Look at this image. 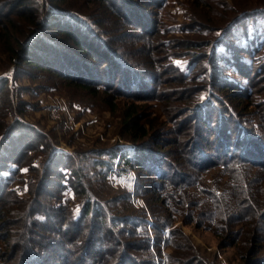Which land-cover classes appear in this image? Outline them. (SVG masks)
I'll return each mask as SVG.
<instances>
[{
  "label": "trees",
  "instance_id": "obj_1",
  "mask_svg": "<svg viewBox=\"0 0 264 264\" xmlns=\"http://www.w3.org/2000/svg\"><path fill=\"white\" fill-rule=\"evenodd\" d=\"M2 1L18 3L19 8L21 5H25V8H18L3 15L6 23L11 24V26L15 22L10 20L12 15L20 18L25 23L23 29L14 30L16 34L9 35L7 32H1L0 34L5 45L4 53L11 64L25 65L26 67H32L37 72L50 73L57 79H65L70 84L92 94L96 91V87H104L101 83L96 86L92 85L94 83H91V80H93L92 74L94 71L97 72L109 67L106 62L110 65V69L115 68L114 71L117 72L124 71L121 76V83H124V86L129 85L130 82L136 84L137 80L140 83L149 80L141 76L140 72L133 70L137 65L136 62L131 63L128 59L122 60L119 51L110 48L107 44L109 41L103 39L101 34L92 27V24H95V27H100L102 24V21H100L101 14L87 15L73 11L69 6L67 8V5H64L66 0H45L44 4L33 0ZM167 1L90 0L93 3L97 2L96 7L98 8H108V15L112 16L113 23L118 25L119 29H122V25L127 26L129 30L136 28L141 31L138 32V34L140 33L139 36L149 37L150 34H154V37H157L156 39H159V36L166 38L170 33L168 27H165L164 24L160 25V22L152 16L155 15L153 11L164 7ZM149 7L154 9L152 14L145 12L146 8ZM44 14L48 15L45 19H43ZM258 15L264 18V0L241 7L228 25L223 30L220 29L221 31L217 32L214 39L209 42H206L208 40H198L199 42L194 41L189 46L187 43L175 44L179 46L178 48H187V46L196 49L207 47L206 52L203 50L191 54L190 56L194 57L195 55L197 59L193 60L191 58L184 68L176 64L173 65L172 62H169L168 66H164L162 63L171 55L164 56L162 54V58L156 56L147 60L146 68L149 70L148 74L151 76L149 78L152 84L176 85L177 83L178 86L184 87L183 90H178L181 95L175 96L173 99H164V107L169 105L167 100H172L169 103H174L176 99H179L178 103L182 106H177V110L182 108L185 113L187 111L193 113L187 114V112L184 114L186 121L188 122L190 119L198 120L197 124L190 126V128L188 123L184 124L179 133L181 135L179 136L180 140L176 142L178 151L174 155L176 158L175 164L173 162L169 164L165 156L160 153L156 154L149 151L150 157H147L148 153L146 154L145 149L148 148L140 144L142 143L141 140L151 134V131H160L163 125L157 122L140 124L136 121L133 111L125 114L126 123L123 128L131 137L134 145L131 153L120 152L121 146L117 144L111 148L81 151L77 160L72 155L49 152L48 149L51 147L40 143V140L45 139V135L36 132L35 129L26 126L22 122L16 121V128L7 129L0 139V159L3 157L1 153L10 150L9 153H6L7 158L3 159L5 163L12 161L15 167H18L20 157L27 158V153L32 150L46 154L42 163L44 170H42L41 177L37 180L32 199L18 202L21 205H18L19 210H17L16 216L23 219H20L22 223L14 236L15 244L11 247L0 239V253L3 252L5 258L10 255L7 263L41 264L43 257L58 250L59 252L55 253L60 257L62 264H77L78 262H80L78 264H81V262L82 264H194L193 261L196 262L195 264H201L196 259L191 262H182V260L178 261L169 254L162 257L160 253H155L153 250L154 241H151L149 234L142 228L141 224L139 226L138 223L133 222L135 220L133 216H112V213L105 206L106 203L91 193L87 187L88 181L92 177L107 181L108 171L115 157L118 158L120 169L124 171L136 167L139 171L155 172V174L154 172L150 174L156 176V184H154L156 188L152 187L151 194L161 195L164 204L168 208L166 218L169 221L163 225L159 223L162 216L158 214L154 218L152 217V230L156 233H163L164 230H167L164 234L165 240H163L165 245L182 247L181 244L174 242L175 233L168 229L174 221V215L181 214L183 218L190 222L196 216L197 222L207 223L206 228H214V231L218 234L233 240L242 233L239 226L241 222L261 220L264 223V197L260 198L262 195L260 187L257 185L254 187L249 186V182L252 183L262 179L260 176L257 179L251 176L254 168L264 170V142L261 139L263 136H258L247 130L239 118L240 114H238V117L237 114L231 112L227 102H224L222 106L220 105L221 98L224 101L226 99L220 92L224 88L238 85V82L232 77H227L229 81L227 82L225 75L217 71L220 63L227 64L237 54L234 62L236 65L234 75L247 80L254 71L255 75L261 74V76H257L256 82H252L251 78L249 85L254 86L259 81L264 83V76H262L264 74V64H258L256 70H253L255 66L245 64L247 60H244L242 55L249 56L258 46L264 44V31H259L260 27H264V21L245 32L246 39H242L240 34L237 39L240 42L236 44V48L226 44L229 39L227 37L235 35L233 29H246V20L244 19H247L250 23H255L258 20ZM192 25H190L191 27L180 28V31L184 29L187 33H196V31L205 33L209 30L205 28L201 30V27H198L196 23ZM77 29L81 32L77 33ZM37 31L39 32L36 33ZM85 34L88 39H85ZM131 34L134 33L131 32ZM166 40L161 39L158 41L159 49L157 44L153 45L154 49H157V55H160V49ZM216 40L217 43L214 42ZM147 41L149 40L147 39ZM171 48L172 46L163 47L164 50H170ZM80 57H86L89 62L83 61L87 59ZM108 59H112L114 63L108 61ZM117 66H121V71L117 70ZM161 68H163L162 71H160ZM169 70L176 76H169L165 79L159 78L160 74L165 76V73ZM20 73L26 78L33 79L28 74L24 75L23 72L16 70L13 73V81L18 78ZM115 78L118 79L117 76ZM192 83H195V86L192 87ZM7 85V78H0V97L2 98L5 97L3 91L8 89ZM145 85L147 90L149 89L148 96L151 95V98L159 99V94L155 93L156 90L148 88L150 87L148 83ZM120 86L122 85L120 84ZM259 90L264 92V85H261ZM250 94L247 91L245 96ZM215 101L217 105H213ZM211 106H215V110H211ZM203 110L209 111L204 112V115L208 116L207 121L201 115ZM217 111H219L218 115L215 116ZM162 115L166 120L170 116L167 112H162ZM254 115L260 121L264 119V113L262 112V116L259 112ZM218 124L221 125V128H216ZM263 124L264 122L261 123V125ZM231 125H234L233 128ZM206 126L212 128L209 130L210 135H208L212 137V142L204 135L205 133L207 135V132L203 131ZM240 129L246 133L243 134ZM24 132L34 135V144L31 143L30 145L29 143L25 146L22 143L21 153L17 156L11 154L14 153L12 151L13 146L20 142L15 139H21L18 136ZM200 132H202V137H200ZM193 149L201 151L199 156L196 157V161L191 160L195 156L192 152ZM143 153L145 155L141 156ZM154 153L156 158H153ZM104 156L106 158H103ZM87 158L90 159L92 171L86 170L88 168H86L85 163L83 164V161L85 162ZM147 160L151 162L152 167L144 166ZM5 163L2 162V165H5ZM167 163L170 170L166 173L163 168ZM186 168L196 174L187 173L188 169ZM217 169L219 175L214 176L213 183H206L207 177H212L214 174L212 172L217 171ZM226 185L230 187L225 192L223 188ZM2 186L6 187V184ZM50 187L57 188L55 194L48 192L53 191L49 190ZM142 187L145 189L144 194L150 199V196H148L150 192L146 189L148 183L145 184V187ZM4 189L3 192L6 198L8 196V199L14 197L15 202L18 201L12 191ZM4 189L2 188V190ZM68 191L72 192L78 198V201L80 200L77 210L74 212L69 207L70 200L60 195L62 193L67 194ZM196 193H199L197 197H195ZM121 197L126 201H130L127 194ZM150 202L153 204V201ZM22 203H24V206ZM11 204L14 203L11 202ZM184 209L186 212L183 211ZM256 229L245 232L244 238L248 241H250V238L254 239L257 243L258 240L256 239H259L257 235L259 231ZM127 238H132L133 241L126 242ZM2 244L9 249V252L2 250ZM98 245H100V248H97ZM248 253L250 254V251ZM250 255L251 257L255 255L253 250ZM86 257L90 258L88 263L84 262ZM249 260H247L248 264H258L255 256Z\"/></svg>",
  "mask_w": 264,
  "mask_h": 264
},
{
  "label": "rangeland",
  "instance_id": "obj_2",
  "mask_svg": "<svg viewBox=\"0 0 264 264\" xmlns=\"http://www.w3.org/2000/svg\"><path fill=\"white\" fill-rule=\"evenodd\" d=\"M33 1L39 2L40 4H44L45 2V0ZM260 1L262 2V0H168L164 7L157 8L155 11H153L154 9L152 7L146 8L145 12L151 14L152 11L155 12V15L152 16L160 22V25L164 24L165 27L170 29V33H168L166 38H161V36H159V39H156L157 37L155 38L154 34H150L149 37L145 35L139 36L140 33L138 34V32L141 31L136 28H134V30H129L127 26L125 27L122 25V29H119L118 25L113 23L112 16L108 15V8L104 7L103 9L96 7L98 4L97 2L93 3L90 2V0H66L64 5H67V8L69 6L73 11H78L87 15L101 14L100 21H102V24L100 27H95V24H92V27L101 34L103 39L109 41L107 44L110 48H115V50L119 51V56L122 60L128 59L131 63L136 62L137 65L133 70L138 73L140 72L141 76L149 80H140L141 83L137 80L136 84L130 82V84L128 83L129 85L124 86V83H121V76L124 72L121 71V66H117V70L121 71L117 72L114 71L115 68L110 69V65L106 62V65L109 66L108 68H103L97 72L92 70L94 72L92 74L93 80H91V83H94L92 85L96 86L101 83L104 87L98 86L99 88L96 87V91H94L93 94L88 93L70 84V82L65 79H57L50 73L37 72L32 69V67H26L25 65H18L16 63L11 64L7 55L4 53L5 45L2 41L3 39L0 37V78L4 77L8 80V89L3 91L5 97H0V139L2 135L6 133L7 129L9 130L12 127L16 128L15 122L19 121L35 129L36 132L45 135V139L40 140V143L51 147H48L49 152H61L66 155H72L78 160L81 151L111 148L118 144L121 146L120 152L131 153L133 152L134 145L132 144L131 137L123 128L126 123L125 114L133 111L136 121L140 124L157 122L163 125L160 131H151V134L141 140L142 143L140 144L148 148L145 149L146 154L149 151L155 152L156 154L160 153L165 156L169 164L170 162L175 164L176 158L174 155L175 152L178 151L176 142L180 140L179 136L181 135L179 133L184 127V124L188 123L190 128V126L192 127L197 124L198 120L194 121L190 119L188 122L186 121L184 114L187 112V114L193 113L192 111H187L185 113L182 108L177 110V106H182L178 103L179 99H176L174 103H169L172 100H167L169 105L164 107L165 104L163 100L166 98L173 99L175 96L181 95L178 90H183L184 87L178 86L177 83L176 85L152 84L149 78L151 76L148 74L149 70L146 68L147 60L150 59V57L155 58L156 56L162 58V54L164 56L171 55L162 64L168 66L169 62H172L173 65L176 64L184 68L191 58H193V60L197 59L195 55L194 57L190 56L191 54L199 53L203 50L205 52L207 51V47H199L196 49L194 47H188L189 44L194 41L197 42L198 40H208L206 42L213 40L215 37L214 35L221 31L220 29L223 30L228 25L241 7L249 6L250 3ZM18 6V3L0 1V34L1 32H7L9 35H13L16 34L14 30L24 28L25 23L14 15L10 17L11 21H15L13 22V26L6 23L3 18V15L9 11H15V9L19 8ZM20 8H25V5H21ZM47 16V14H44L43 19H45V17L47 18ZM257 19L255 23H250L247 19H244L246 20V29L236 28L232 30L235 32V35H230L228 37L225 35V37L229 38L228 43H226L227 46L236 48V44L240 42L237 41L240 34L242 39H246L245 32L249 31L250 28L256 24H262L264 21V18L259 15ZM91 22L90 20V23ZM193 23L198 24L201 30L205 28L210 31L208 30L205 33H202V31L187 33L184 29L180 31V28H185V26L190 25L193 26ZM76 31L77 33L81 32L78 29ZM259 31L263 32L264 27H260ZM38 32L39 31L36 33ZM131 32L134 34L132 35ZM85 39H88L86 34ZM147 39L149 41H147ZM161 39H167L163 47L172 46V48L170 50H164L162 47L160 49V55H157V49L155 50L153 45H156ZM242 41L244 42V40ZM214 42L217 43L218 41L216 40ZM177 43H187L188 46L187 48H178L179 46L175 45ZM157 47L159 49L158 44ZM215 49L217 48L215 47ZM242 55L244 60H247L245 64L255 66L253 70H256L258 64H264V44L258 46L249 56L246 54ZM93 56L95 57L96 55ZM235 56L237 57V54L234 55V58H231L227 64L220 63L219 68H217L219 73L225 75L226 80L227 77H232L238 82V85L224 88V90L220 92L221 95L225 96L224 99L226 98L225 101L221 98L222 102L220 105L222 106L224 102H227L231 112L235 113V115L237 114L238 117V114H240L239 118L243 122L244 127L258 136H263L261 139L263 140L262 142H264V124L261 125L264 119L260 121L256 115H254L259 112L260 116H262L261 112L264 113V92L259 90L264 83L259 81L255 83L256 85L254 86L249 85L251 78L252 82H256L257 76H261V74L255 75L253 71L251 73L252 77L250 76L247 80L234 75L236 72V65L234 64ZM80 58L87 59L86 57ZM91 60L93 61V59ZM83 61L89 62L88 59ZM108 61L114 63L112 59H108ZM103 65H105V63H103ZM12 67L13 71L10 72ZM16 70L23 72L24 75L28 74L30 77H33V79L26 78L20 73L18 78L13 81V73ZM162 70L163 68H161L160 71ZM165 74V76L160 74L159 78L165 79L169 76H176V74L170 70ZM115 76H117L118 79H116ZM262 76H264V74ZM227 82L229 81L227 80ZM146 83L150 86L148 88H152L154 91L156 90L155 93L159 94V99H153L154 97L151 98V95L148 96L149 89L147 90V87H145ZM120 84L122 86H120ZM193 86H195V83H192V87ZM247 91L251 94L245 96ZM21 102H23V104H21ZM213 105H217L216 101ZM214 108L215 106H211V110H215ZM205 111L206 110H203L201 115H203L205 121H207L208 116L204 115ZM162 112L170 114L167 120L162 115ZM207 112L209 111H206V113ZM218 112L219 111L215 113V116L218 115ZM233 126L234 125H231L232 128ZM219 127L221 128L220 124L216 125V128ZM210 129H212L210 126H206L203 131L207 132V135L206 133L204 135L212 142V137L208 136L210 135ZM240 131H242L243 134L246 133L244 130L240 129ZM201 134L202 132H200V137H202ZM18 138L22 140L15 139L20 142H17V144L13 146L14 149L12 148V151L14 153H11L16 156L22 151V143L26 146L29 143L31 145V143L35 141L33 140V134L29 135L25 132L19 135ZM248 150L251 151L249 148ZM9 151L8 149L6 152L1 153L3 157L0 159V239L6 242L8 246L12 247L15 244L14 236L22 223V221H20L21 218L16 216L17 210H19L18 205H21L18 202L32 199L37 180L41 177L42 170H44L42 163L44 162L46 154L32 150L27 153V158L30 159L20 157L18 167H15L12 161L6 163L3 161L4 158H7L6 153H9ZM192 152L195 156L191 160L196 161V157L199 156L201 151L193 149ZM155 153L153 158H156ZM142 155L145 154L143 153L141 156ZM148 156L150 157L149 153L147 154V157ZM88 158L85 162L83 161V164L85 163L86 168H88L86 170L92 171V168H90V159ZM103 158L106 157L104 156ZM2 162L5 163V165H2ZM150 163L151 162L147 160L144 166L152 167ZM168 163L163 168L166 173L170 170ZM121 170L118 164V158L115 157L108 171L109 177L107 181L92 177L88 181L87 187L91 193L99 198V200L106 203L105 206L112 213V216H133L135 218L133 222L138 223L139 226L141 224L142 228L149 234L151 241H154L153 250L155 253H160L162 257L165 254H169L170 256H174L178 261L182 260V262H191L196 259L201 264H248L247 260H251V258L255 256L258 264H264V228H262L264 223L261 220L251 221L252 223L241 222L239 226L242 233L233 240L231 238L228 239L222 234H218L212 227V229L206 228L207 223L197 222L196 216L194 220L190 222L183 218L181 214L174 215V221L168 229L175 233L174 242L181 244L182 247L179 248L178 246L175 247L163 244V240H165L164 234L167 230H164L163 233L154 232L152 230V222L154 216L159 214L162 216V220L159 223L163 225L167 224L165 222L169 221L166 218V210H168V208L164 204V200H162L160 194H151L152 187L156 184V176L150 175L154 171H139L136 167L128 171ZM255 170V168L254 170L252 169L254 172H252L251 177L257 179L258 176H260L262 179L252 183L249 182V186H259L262 192L260 198H263L264 170ZM186 172L191 175L196 174L190 169ZM212 173H214L213 176H208L206 183L212 184L214 176L219 175L218 169ZM146 183H148V188L146 189L150 192L148 195L150 199L146 197L144 194L145 189L142 187H145ZM3 184H6V187H3ZM227 186L228 185L223 188L225 192L227 188L230 187ZM2 188H6L7 191H12L18 201L15 202L14 197L8 199V196V198H6L3 192L5 189L2 190ZM49 190H53L48 192L55 194L57 188L50 187ZM124 194L129 196L130 201H126L121 197ZM60 195L70 200L69 207L72 208L73 212L77 210L80 200L78 201V198H76L72 192L68 191L67 194L62 193ZM198 195L199 193H196L195 197ZM150 201H153V204H151ZM11 202L14 204H11ZM22 204L24 206V203ZM183 211L186 212L185 209ZM255 228L259 231L257 234L259 239H256L258 240L257 243L254 239L250 238V241H248V239L244 238L245 232H248V230L251 232L252 229L254 230ZM157 240H159V242H157ZM125 241L132 242L133 239L127 238ZM2 247V250L9 252V249L3 246V244ZM97 248H100V245H98ZM252 250L255 255L251 257L250 254ZM249 251L250 254H247ZM55 252L57 253L59 251L57 250ZM55 252L48 253L43 257L41 264H62L60 257H58ZM9 256L5 258L4 253H0V259L3 257V259L0 260V264H8ZM89 261L90 258L86 257L84 262L88 263ZM162 261L161 259V262ZM193 262L194 264L196 263L195 261Z\"/></svg>",
  "mask_w": 264,
  "mask_h": 264
},
{
  "label": "water",
  "instance_id": "obj_3",
  "mask_svg": "<svg viewBox=\"0 0 264 264\" xmlns=\"http://www.w3.org/2000/svg\"><path fill=\"white\" fill-rule=\"evenodd\" d=\"M12 71H13V67L11 68L10 72H12Z\"/></svg>",
  "mask_w": 264,
  "mask_h": 264
}]
</instances>
